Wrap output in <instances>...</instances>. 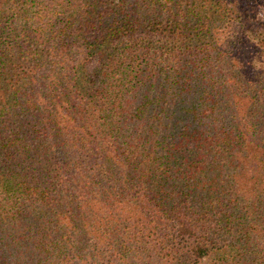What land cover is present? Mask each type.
<instances>
[{"label": "trees", "instance_id": "1", "mask_svg": "<svg viewBox=\"0 0 264 264\" xmlns=\"http://www.w3.org/2000/svg\"><path fill=\"white\" fill-rule=\"evenodd\" d=\"M264 0H0V264H264Z\"/></svg>", "mask_w": 264, "mask_h": 264}, {"label": "rangeland", "instance_id": "2", "mask_svg": "<svg viewBox=\"0 0 264 264\" xmlns=\"http://www.w3.org/2000/svg\"><path fill=\"white\" fill-rule=\"evenodd\" d=\"M260 16L264 19V6L260 10Z\"/></svg>", "mask_w": 264, "mask_h": 264}]
</instances>
